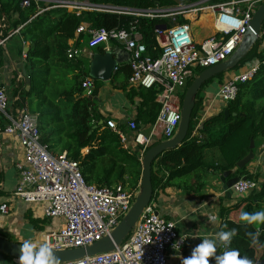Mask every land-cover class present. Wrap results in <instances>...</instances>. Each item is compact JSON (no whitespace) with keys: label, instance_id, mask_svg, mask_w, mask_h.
<instances>
[{"label":"built area","instance_id":"2783aa9c","mask_svg":"<svg viewBox=\"0 0 264 264\" xmlns=\"http://www.w3.org/2000/svg\"><path fill=\"white\" fill-rule=\"evenodd\" d=\"M44 1L52 6L39 9V13L59 8L78 13L97 11L169 22V27L162 26L156 30V40L162 50L156 60L148 54L143 37L134 25L129 30H107L82 23L67 51L68 60L81 58L84 52L76 44L83 36L87 37L92 48L105 45L109 53L119 45L129 56V87L158 90L157 102L161 105V111L152 127L151 136L146 137L140 131L137 118H131L127 123V130L133 135L134 142L143 147L142 158L155 144L153 136L157 132L160 131L165 141L176 135L181 122V97L185 95L189 81L194 78V70H206L228 61L243 42L254 14L264 5V0H229L223 3L176 0L174 7L139 10L97 6L88 2ZM30 2L23 0L22 7H28ZM204 17L211 19L214 32L203 41L196 42L193 25ZM180 18L185 22L180 23ZM163 27H166L165 30ZM4 42L1 41L0 46ZM260 50L264 52V39ZM262 67L264 59L254 60L246 64L241 73L224 79L215 95L218 102L226 107L235 101L240 86L252 81ZM94 86V81L89 78L82 84V88L90 94ZM19 100L16 97L11 103L7 90L0 87V137L15 138L22 150V159L15 163L19 176L15 197L31 204H43V218L55 224L53 229L49 228L44 233L42 243L51 242L55 246L54 251H66L85 248L110 237L135 203L138 192L128 190L123 185L100 188L88 184L79 162L67 153L53 155L48 145L42 143L38 115L31 114L27 105L17 104ZM203 100L199 111L205 109ZM195 122L193 136L201 138L199 116ZM98 126L111 129L120 137L124 148H128L127 136L116 122L108 120L105 125L102 122ZM262 183V179L240 178L232 187L233 195L238 201L247 199L251 193L261 191ZM157 209V203L152 200L133 232L115 251L65 264H169V252L181 254L188 244V237L184 235L185 240L181 241L182 234L178 232L177 222L160 216ZM10 213L11 206L1 203L0 214L9 216ZM178 242L179 250L173 248ZM14 262L19 264L17 260Z\"/></svg>","mask_w":264,"mask_h":264},{"label":"trees","instance_id":"16d2710c","mask_svg":"<svg viewBox=\"0 0 264 264\" xmlns=\"http://www.w3.org/2000/svg\"><path fill=\"white\" fill-rule=\"evenodd\" d=\"M53 1L88 2L97 6L110 5L139 10L169 8L177 4L176 0ZM227 1L229 0H211L210 3ZM22 3L23 0H0V15L6 25L4 37L21 28L20 37L24 43L30 45L26 53L27 76L23 78L21 88L17 92L20 99L17 104L26 105L23 96L33 99L32 102L36 103L34 115H38L42 143L48 145L53 155L67 153L70 158L79 162L88 184L100 188L123 185L128 190L139 192L143 169L140 154L125 149L120 137L111 129L98 126L101 121L104 125L108 121L99 114L96 106L95 99L100 81L90 77V68L85 74L80 72L73 78H68V74L81 70L80 64L68 60V42L74 38L82 23L90 24L95 29L107 30H129L134 25L143 37L148 54L156 60L162 54L156 40V30L162 26L169 27V22L97 11L78 13L59 8L39 13V9L52 5L44 0H31L28 7H22ZM14 16H17L16 20L13 19ZM207 19L212 24L211 19ZM179 21L185 22L183 18ZM263 39L264 24L261 28V38L235 70L243 69L254 60L264 59V52L260 50ZM202 71L204 70H197L195 77L189 81L188 88ZM225 74H220L203 85L197 96L188 135L183 143L176 149L166 151L153 163V199L159 187L165 188L174 181H183L211 169L223 174L232 170L237 162L248 155L252 143L257 150L264 141V67L252 81L240 86L238 98L225 107L230 113L228 117H225L224 110L221 111L202 124L199 130L201 138L193 136L195 119L202 104V92L215 80L222 83ZM27 78L31 80L29 91ZM88 78L92 79L95 85L91 94H87L82 88L84 80ZM157 92L156 88L132 89L131 98H141L138 123L151 127L155 125L161 111V105L156 101ZM215 148L220 151L223 163L210 165L204 159V152ZM85 150L87 153L83 154ZM235 177H256L262 179L263 183L260 192H253L247 199L222 210L224 221L221 231L236 229L237 234L228 247L220 244L217 256L223 255L227 250L236 249L241 256L250 258L253 264H264V225H247L239 219L242 211H261L264 206V176H254L245 167L239 170ZM30 222L38 227V221L31 219ZM0 263L15 264L13 258L1 251ZM210 264H216L215 258L210 260Z\"/></svg>","mask_w":264,"mask_h":264},{"label":"crops","instance_id":"0c3cea01","mask_svg":"<svg viewBox=\"0 0 264 264\" xmlns=\"http://www.w3.org/2000/svg\"><path fill=\"white\" fill-rule=\"evenodd\" d=\"M207 18L209 17H204V21ZM13 19L16 20L17 16H14ZM209 28L212 31L210 35H212L214 32L213 25L211 24ZM5 30L6 25L0 15V42L5 40L4 44L0 46V87H4L7 90L10 101L13 103L17 97L18 90L21 88L23 78L27 76V72L26 76L24 74V70L26 71V48H30V45L23 42L17 31L11 32L4 37ZM72 40L68 42V45ZM89 44L87 37L84 36L76 44L84 53L81 58L72 61L77 65L80 64L81 70H77L74 74H68V78L71 79L80 72L85 74L90 68L88 63L93 55L109 53L106 51L105 45L92 48ZM112 46L115 45L113 44ZM111 54L114 58L120 60L121 63H119L117 71H115L113 78L109 82L100 81L95 99L97 110L105 119L112 120L121 127L127 136V149L133 153L140 154L142 162L143 147L138 146L134 142L133 135L127 130L128 121L138 116L141 98H131L132 89L128 83L131 70L129 57L125 49L117 46V49ZM233 74L229 73L226 75L230 77ZM219 88L220 82H212L201 94V98H204L205 109L198 111V116L202 124L225 109V106L220 104L215 96ZM87 94L90 93L87 92ZM139 129L146 137H150L152 134L150 125H144L139 122ZM153 139L155 144L165 141L160 131L157 132L156 136H153ZM254 153L255 159L247 166V169L250 174L259 175L262 178L264 176V141L257 150L254 149ZM20 159H22V150L18 141L15 138L0 137V192L2 193L0 194V204L8 203L11 206V211H19V215L9 217L7 220L0 219V236L20 244L25 239H33L40 244L44 233L47 232L43 229L49 221L43 218V204L27 203L15 197L19 181L15 163ZM204 159L210 165L223 163V157L216 148L206 150ZM222 175V172H216L211 169L185 178L183 181H174L171 185L165 188L159 187L156 190L153 200L158 205V214L167 220L177 222L178 232L188 237V244L181 254L174 251L169 252V264H182V258L189 257L192 250L202 242L201 239H216V234L222 230L224 221V217L221 216L222 210L239 202L234 195L229 198L223 190ZM29 205H31L30 208H28ZM261 211H264V206ZM9 216H11V213ZM31 219L38 221V227L31 224ZM219 252L220 244L218 242L216 255Z\"/></svg>","mask_w":264,"mask_h":264},{"label":"water","instance_id":"95a60500","mask_svg":"<svg viewBox=\"0 0 264 264\" xmlns=\"http://www.w3.org/2000/svg\"><path fill=\"white\" fill-rule=\"evenodd\" d=\"M264 24V5L260 6L254 14L247 33L243 39V42L232 55V57L217 66L211 67L202 71L197 76L191 86L187 89L185 97L182 103L181 109V122L176 135L171 139L161 142L148 149L142 159V176L141 184L135 203L131 207L130 211L123 218L118 227L114 230L110 237H105L101 241L94 243L91 246L85 248H79L66 251H54L57 258L60 260V264L80 261L86 257H92L103 253H109L120 248L127 237L133 232L137 222L144 209L153 200V184H152V165L159 156L168 150L178 148L186 139L191 120L194 112L197 96L201 91L203 85L209 80L217 77L220 74L226 73L229 70H234L240 64V62L249 54L253 47L257 44L261 38V28ZM166 27H163L165 30ZM29 48H26V53ZM92 57V56H91ZM129 57V56H128ZM120 60L114 58L111 53L105 55H93L90 59V77L93 80L101 82H109L115 71L118 68ZM26 76V71L24 70ZM27 91L30 90L31 80L27 78ZM225 117L230 115L228 109H224ZM102 125V123H100ZM255 144L250 145V151L246 157L237 162L236 166L222 175L221 181L223 183V190L230 198L233 195L232 187L239 181V177H235L239 170L247 167L255 159ZM231 178V179H229ZM229 179V180H228ZM246 180L247 178H242ZM20 243L13 242L0 236V251L19 261L20 256Z\"/></svg>","mask_w":264,"mask_h":264},{"label":"clouds","instance_id":"9594fccd","mask_svg":"<svg viewBox=\"0 0 264 264\" xmlns=\"http://www.w3.org/2000/svg\"><path fill=\"white\" fill-rule=\"evenodd\" d=\"M239 219L247 225H264V211L240 213ZM227 227V225H225ZM237 230L220 231L216 234V239L203 238L189 257L182 258V264H210V258H215L216 264H253L247 256H241L236 249L227 250L223 255L217 256V246L219 244L228 247ZM253 235V234H250ZM185 240L184 235L181 241ZM19 264H60V260L54 253V245L51 242L36 243L33 239H25L20 244ZM179 250L180 243L173 245Z\"/></svg>","mask_w":264,"mask_h":264},{"label":"rangeland","instance_id":"374dc122","mask_svg":"<svg viewBox=\"0 0 264 264\" xmlns=\"http://www.w3.org/2000/svg\"><path fill=\"white\" fill-rule=\"evenodd\" d=\"M208 20L209 19H207L206 21H204V19L202 18L201 20H199V21H197L194 25H193V35H194V37H195V40H196V42L197 41H203L204 39H206V38H208V36H210V34H211V30H210V28H209V26L211 25L209 22H208ZM229 60V59H228ZM242 70L243 69H240V70H232L231 72H226V74H229V73H235V74H239V73H241L242 72ZM194 72H195V74L197 73V70H194ZM65 73H63V75H64ZM225 74V79H227L228 77H227V75ZM217 80H215L214 82H216ZM184 97H185V95L183 96V97H181V99H182V102H183V100H184ZM23 98H24V102H25V104L27 105V107H28V110H29V112L31 113V114H34L35 113V105H36V103L35 102H32V100H31V98H29V97H25V96H23ZM177 133V132H176ZM234 199V198H233ZM12 203H14V201H12ZM31 207V205H29L28 206V208H30ZM19 213V211H11V216H3V215H1L0 214V219H3V220H7L9 217H12V216H16V215H19L18 214ZM235 216H233V218H234ZM50 225H52V227L50 226ZM50 226V227H49ZM55 227V224L54 223H51V222H47L46 224H45V227H44V229L43 230H46V231H48L49 230V228H51V229H53Z\"/></svg>","mask_w":264,"mask_h":264}]
</instances>
